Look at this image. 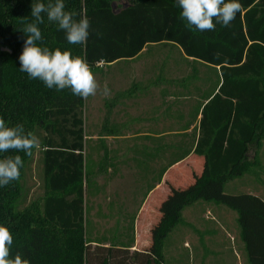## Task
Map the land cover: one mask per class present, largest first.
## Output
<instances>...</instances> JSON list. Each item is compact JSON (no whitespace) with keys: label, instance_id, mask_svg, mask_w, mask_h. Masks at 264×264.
<instances>
[{"label":"trees","instance_id":"trees-1","mask_svg":"<svg viewBox=\"0 0 264 264\" xmlns=\"http://www.w3.org/2000/svg\"><path fill=\"white\" fill-rule=\"evenodd\" d=\"M115 2L119 0H65L66 10L74 12L76 19L91 20L87 42L68 44L65 33L42 14L43 43L53 50L70 49L95 67L100 61L107 64L133 57L147 43L169 41L193 63L205 65L207 71L197 78L208 88L195 145L163 166L160 179L168 166L191 150L203 157V170L192 184L161 203L152 251L91 244L84 235L83 218L84 99L69 89H49L20 70L19 56L27 38L20 29L33 20V0H0V116L13 124L23 123L41 140L43 194L30 201L23 192V171L33 153H7L24 160L20 178L0 187V223L13 232V255L21 252L31 264H164V240L182 221L183 208L206 200L236 211L248 263L264 264V199L251 192L224 191L227 180L260 165L264 0H239L242 10L231 26L217 24L215 31L204 32L180 19L176 0Z\"/></svg>","mask_w":264,"mask_h":264},{"label":"rangeland","instance_id":"rangeland-1","mask_svg":"<svg viewBox=\"0 0 264 264\" xmlns=\"http://www.w3.org/2000/svg\"><path fill=\"white\" fill-rule=\"evenodd\" d=\"M122 2H124V0H119V2H115V4ZM179 48L177 44L169 41L148 44L146 49L142 51L138 57L120 59L111 64L101 62L93 67L96 79L101 87L95 96H89L87 99H84L82 115L85 135H92L103 127L105 130H108L109 123L104 121L109 118V110L101 106L99 107L98 105L104 98L109 97L111 94V92L108 94L103 93L105 84H107L108 89L111 91L113 87L125 88V86L134 87L139 83H157V81L154 80L158 75L157 73L160 65H163L168 71L164 74L165 81H159L160 85L172 88L178 87L180 90H188L191 88V91L194 90L195 87L203 88L205 83L197 78L201 77L203 73L207 71V67L205 68V65L199 64V62L194 61L195 63H193V61L183 58V54H181ZM194 69L196 72H194ZM160 78L163 77L161 76ZM161 107L163 108L164 106L161 105ZM156 110L155 108L143 110L144 114L145 112L147 114L152 113V119L149 117L146 119H137L132 122L131 127L133 129L148 127L154 130L160 129L161 131L177 128V126L168 121L166 117H161L160 120H158L156 118ZM163 111L162 109V113L166 112V110ZM177 136V134L172 133L160 136V143L163 144L160 153V171L163 166L181 151L180 147L182 145L189 144V142H179ZM133 143V149L135 150L137 148V150H139L140 144H144L145 142L134 141ZM89 149L90 151H88ZM92 149V145L90 148H87V164L84 180L83 218L85 238L90 240V242L94 240H96V242L105 240L111 244H116L118 242L126 243L130 237L132 224V222L128 220L130 218L129 215H119L118 218L123 220L115 221L113 220L114 218L111 219L109 215L103 213L101 205H98L96 211L93 202H98V200L95 201V199H104L109 196L110 193L113 199L120 198L118 196L121 191L124 194H128L126 197L124 195V197L130 202H136L137 199L140 201L142 198L140 195L141 189L138 185L136 187L135 184L137 183H134V181L132 183L133 188L126 187L121 190L111 188L108 182H104L103 184L97 183L93 176L95 172L90 164V155L93 154ZM252 154L253 150H250L249 156ZM40 156L39 149H35L32 159L27 163L23 171V192L26 194V201L40 197L43 194L42 162ZM258 157L260 159V165H254L244 174L227 180L224 184L225 192H251L254 194L258 192L264 195V138L261 140L258 148ZM138 161H142L141 157L133 156L134 171L132 176L134 179L136 177L135 171L137 169L140 170L141 167L140 164H137ZM201 165L203 166V160L201 158L196 162L185 161L183 158L170 165L178 166L173 169L176 174H179V170H187L186 173L190 172L192 178L187 181L176 182V184L169 183L166 179L164 185L168 184L169 187L168 189V187L164 186L168 192V195H166L168 199L166 200L171 199L168 196H175L176 191L192 184L194 176L198 173L197 170ZM153 167L154 165L151 166L150 164L149 169ZM107 184L108 187H106ZM98 191H102L104 195L99 194ZM96 192L98 193L97 198L93 197ZM162 202L163 201L160 200V205ZM202 202L206 203L190 204L183 208L182 221L175 225L164 240L162 249L164 264H198V260L202 256L210 259L208 264H211V260H214V258L218 260V264H231L233 262L249 264L244 248L234 243V240L231 241L230 233L227 232L225 227L221 225L219 218L216 217L217 215H224V218L230 222L231 230L235 233V241L237 240V243H240L241 238L237 233V228L239 230V227L237 222L235 223L232 219V214H236V211L223 203L206 200H202ZM205 206L209 207L208 213L204 210ZM161 215L162 213H160V217ZM109 218L111 220H109ZM196 241L197 243H195ZM194 243L195 248L193 247ZM91 244L93 243L91 242ZM218 252H220L219 255ZM202 264H204V261Z\"/></svg>","mask_w":264,"mask_h":264},{"label":"crops","instance_id":"crops-1","mask_svg":"<svg viewBox=\"0 0 264 264\" xmlns=\"http://www.w3.org/2000/svg\"><path fill=\"white\" fill-rule=\"evenodd\" d=\"M157 43L160 42L147 43L136 55L125 59L138 57L142 51L146 49L148 44ZM179 49L181 54H183L181 48ZM182 57L193 61L190 57H185L184 54ZM118 60L112 61L110 64ZM167 71L168 70H166L163 65H160L157 73L158 78L156 76L154 80L157 81V83H139L134 87L125 86V88L113 87L110 91V96L104 98L103 101L98 104L99 107L101 106L109 110V118L104 121L109 123L108 130H105L103 127L98 132L88 136H86L84 132L83 152L85 158V168L87 164V153L90 151V149L87 151V148H90L92 145L93 154L90 155V164L95 172L93 173L94 180L101 184L108 182L111 188L120 190L126 187L133 188L132 183L134 181V183H137L135 184L136 187L138 185L141 189L140 195L142 196L140 201L137 199L136 202H130L127 198H125L128 194H124L121 191L118 196L120 198L117 199H113L111 193L104 199H95V201L98 200V202H93L96 211L98 209V205H101L103 213L109 215L111 219L114 218L113 220L115 221L123 220L118 218L119 215H129L130 218L128 220H130L132 224L130 237L126 243L118 242L116 244H111L105 240H100L99 242L94 240L91 241L93 244L103 246L115 245L119 247H127L130 250L137 249L148 252L152 251L154 230L160 221V200L163 201L166 198V195H168L167 190L164 188V186L168 187V184L164 185L166 182L165 180L167 179L169 183L176 184V182L187 181L192 178L190 172L186 173L187 170H179V174H176L173 169L178 166H168L160 179L159 163L160 153L163 147V144L160 143V136L169 133L177 134L179 142H189L188 145H179L181 146V151L178 152V154H181L183 149L191 148L195 145L199 134L201 106L202 103L206 101V98H204L206 95L204 94L206 93V89L208 87L204 84L203 88L195 87L194 90L191 91V88L188 90H180L178 87L172 88L160 85L159 81H165L164 74ZM161 76L163 78H160ZM161 105L164 107L162 108ZM152 108L157 109L156 118L158 120H160L161 117H166V119L175 124L177 128L166 129L163 131L160 129H150L148 127L133 129L131 124L137 119H146L147 117L152 119V113L147 114L145 112L144 114L143 112V110H149ZM162 109L164 111L166 110V112L163 111L164 113H162ZM134 141H141L145 143L140 144L139 150H137V148L134 150ZM133 156L141 157L142 159V161H138L137 163L140 164L141 167L140 170L137 169L135 171V179L132 176L134 171ZM200 158L203 160L202 156L193 153L192 150L184 157L185 161L190 162H196L197 160H200ZM149 163L151 166L154 165L155 168L153 167L152 169H149ZM202 170L203 166L201 165L195 176L199 175ZM106 187H108V184ZM98 193L104 195L102 191H98ZM98 193L96 192L93 197L97 198ZM257 195L264 199V195L262 193L257 192ZM197 203L206 202L198 200L194 202L193 205ZM208 208L209 207L206 206L204 208L206 213L209 211ZM232 215V219L236 223L237 213ZM216 217L219 218L221 225L225 227L228 233H230L231 241L234 240V243L244 248L242 239L240 240V243H237V240L235 241V233L231 230L230 222L224 218V215H217ZM110 218L109 220H111ZM237 233L240 236L238 228ZM195 243H197V241ZM195 243L193 245L194 248ZM219 254L220 252H218V255ZM209 260L210 259L208 257L202 256L198 260V264H202L203 261L204 264H208ZM211 264H218V260L214 258V260H211ZM231 264L240 263L233 262Z\"/></svg>","mask_w":264,"mask_h":264},{"label":"clouds","instance_id":"clouds-1","mask_svg":"<svg viewBox=\"0 0 264 264\" xmlns=\"http://www.w3.org/2000/svg\"><path fill=\"white\" fill-rule=\"evenodd\" d=\"M180 9V19L200 32L215 31L217 24L231 26L236 14L242 10L239 0H176ZM46 14L49 22L55 23L65 33L70 45H83L90 36L91 20L87 16L76 19V14L66 10L65 0H33L31 16L33 20L20 29L25 35L23 51L19 56L20 70L29 78L40 80L49 89L71 90L72 94L87 99L100 90L92 64L87 58L73 55L70 49L54 50L43 41L40 24ZM110 90L107 84L103 93ZM41 146L40 137L34 131L26 130L23 123L13 124L0 116V187H6L20 178L24 160L21 155L31 156L33 149ZM14 235L6 223H0V264H31L21 252L13 255Z\"/></svg>","mask_w":264,"mask_h":264},{"label":"built area","instance_id":"built-area-1","mask_svg":"<svg viewBox=\"0 0 264 264\" xmlns=\"http://www.w3.org/2000/svg\"><path fill=\"white\" fill-rule=\"evenodd\" d=\"M98 63H101V61H100V62H98Z\"/></svg>","mask_w":264,"mask_h":264}]
</instances>
